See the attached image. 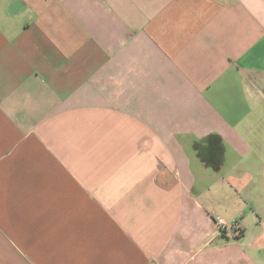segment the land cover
Segmentation results:
<instances>
[{
  "label": "crops",
  "instance_id": "1",
  "mask_svg": "<svg viewBox=\"0 0 264 264\" xmlns=\"http://www.w3.org/2000/svg\"><path fill=\"white\" fill-rule=\"evenodd\" d=\"M0 264H264V0H0Z\"/></svg>",
  "mask_w": 264,
  "mask_h": 264
},
{
  "label": "built area",
  "instance_id": "2",
  "mask_svg": "<svg viewBox=\"0 0 264 264\" xmlns=\"http://www.w3.org/2000/svg\"><path fill=\"white\" fill-rule=\"evenodd\" d=\"M213 218H214L215 225L221 234H224L226 232H231L233 234V237H237L240 235L241 226L238 221L227 223L220 217L213 216Z\"/></svg>",
  "mask_w": 264,
  "mask_h": 264
}]
</instances>
